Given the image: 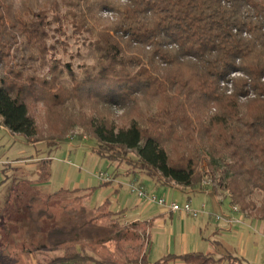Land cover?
<instances>
[{
	"label": "trees",
	"instance_id": "obj_1",
	"mask_svg": "<svg viewBox=\"0 0 264 264\" xmlns=\"http://www.w3.org/2000/svg\"><path fill=\"white\" fill-rule=\"evenodd\" d=\"M71 37L88 48L77 65L57 58ZM0 125L50 148L82 128L132 179L203 192L209 177L214 195L264 221V0H0ZM20 187L10 179L0 212V264L41 251L63 254L36 264H245L212 253L151 262L141 233L155 219L124 226V211L85 207L81 189L25 200ZM19 202L21 220L10 216Z\"/></svg>",
	"mask_w": 264,
	"mask_h": 264
},
{
	"label": "rangeland",
	"instance_id": "obj_2",
	"mask_svg": "<svg viewBox=\"0 0 264 264\" xmlns=\"http://www.w3.org/2000/svg\"><path fill=\"white\" fill-rule=\"evenodd\" d=\"M69 35H72V30H69ZM50 41V43L54 44V41ZM68 43L69 49H67L66 52H64L63 48L58 44L56 51L57 58L64 62H73L75 65L81 63L82 58L88 54L86 44L81 39L77 40V38L74 37H71ZM115 115H123V112L116 110ZM38 119L39 123H42L43 119ZM124 121L125 120L122 122ZM0 133V135H2L0 136V171H2L0 172V212L4 208L6 196L10 187V179L15 177L22 182V188L20 187L18 191L25 200L31 196H44L63 190L72 191L81 189L83 190L80 192L81 195L84 193L88 194L83 201L84 206L93 209L102 205L108 199L114 202L113 200L116 201L119 197L122 199L125 198L123 204L124 207L127 206L128 209H126V212L121 216L124 226H129L132 222H135L132 221L135 220V218L141 220L142 218H147L150 213H158L167 209V207H161L150 203L145 199L142 200V206L137 207L136 203L139 198L131 193L129 189L128 184L132 180V177L125 174L127 166L118 170L116 163L96 154L93 151L96 144L95 139L90 137L82 128H75L72 132L67 134L64 142L51 148L45 144H41L38 147L27 146V144L25 145V137L21 134H13L11 139L8 134L4 135L2 131H0ZM22 150H24L23 153H21ZM133 156L134 155H132V157ZM33 157L37 158L38 162L42 160L48 161L50 173L48 182L38 183V168L40 163L37 162L33 165L25 164L26 158ZM207 159L209 160V158ZM5 170L6 173L9 174V181L4 186L5 174L2 175V173H4ZM101 173L111 177L113 182L104 185L98 177ZM26 180L38 184L43 192L39 193L33 190L31 182L23 185V182H26ZM139 180L143 181L149 194L163 198L167 203L175 201L183 205L189 197L184 193H190V198L192 199L194 207L197 208L204 202L208 207L209 213L212 214L211 216L208 215L205 217V220L199 217L198 219L194 218L188 214H181L185 216L184 219H180L181 215L179 217V215L172 216L166 214L163 219H158L154 222V226L151 230L147 229L146 233H141L142 240H144L141 255L145 254L147 257L149 254L151 260L156 262L164 256L169 255V253H172V255H183L188 253L209 254V252H211L217 258L224 254H232L244 258L246 264H264V221L257 218L249 220L252 219L249 215L237 213L236 216L242 219L244 223L234 226L235 228L232 230L224 227L226 224L225 222H217L215 219L216 215H232V205L229 199H224V196L220 192L216 195L219 196V200L223 199L220 201V204L214 198H210L209 200L206 198V200H204V198L202 199L198 193H211L212 190L210 187L214 186V183L208 185L203 184L204 182L211 181L209 177H204L202 181V185L206 188L203 192L199 190L183 192L174 184V186L157 185L153 179L142 174H140ZM90 189L93 190L92 194L89 192ZM195 193L198 195H195ZM23 205V203L19 202L13 207V213L10 214L11 218L14 217L21 220L24 217L25 208H23ZM19 206L21 207L20 211L18 209ZM119 208L121 207L114 202L113 209L119 210ZM142 212L143 215H141ZM182 225H187V230L191 227V236L188 241L189 245L187 242L186 244L179 242ZM171 229L174 230L175 234L172 238V245L169 243V241H171ZM187 230L186 233L188 234ZM1 238L5 239L6 237L0 225V240ZM139 244H141V241L137 243V245ZM170 245L172 248L168 251ZM186 245L190 248V251L187 253L185 251ZM155 246L157 247V253L154 254L153 251ZM107 250L109 253H114V245L109 244ZM62 254V251H41L23 257L24 261L36 264L37 262L46 263ZM97 258L100 257L97 256ZM169 264L185 263L176 261Z\"/></svg>",
	"mask_w": 264,
	"mask_h": 264
},
{
	"label": "built area",
	"instance_id": "obj_3",
	"mask_svg": "<svg viewBox=\"0 0 264 264\" xmlns=\"http://www.w3.org/2000/svg\"><path fill=\"white\" fill-rule=\"evenodd\" d=\"M98 177L103 183L113 182V179L111 177L103 173L99 174ZM210 183H212V181L204 182L203 184L208 185ZM128 186H129L131 193L136 195L140 200L145 199V200H148L150 203L159 205L161 207H167L172 212L188 214L194 218H198L203 215H209V216L212 215L211 213H209L206 204H202L199 208H195L193 207L191 200L187 201L184 205H180L178 202H175V201H172L171 203H167L165 199L159 198L156 195L149 194L147 192L146 186L139 179H136V178L132 179L129 182ZM232 212H233L232 215H228V216L216 215L215 219L217 222H220V221L225 222L230 227L242 225L244 223L243 220L236 216L237 213H241L239 208L237 206H233Z\"/></svg>",
	"mask_w": 264,
	"mask_h": 264
},
{
	"label": "crops",
	"instance_id": "obj_4",
	"mask_svg": "<svg viewBox=\"0 0 264 264\" xmlns=\"http://www.w3.org/2000/svg\"><path fill=\"white\" fill-rule=\"evenodd\" d=\"M0 131H2V134H4V135H7L8 134V136H10V138L12 139V136H13V133H11L7 128H5L4 126H2V125H0ZM1 134V133H0ZM3 135V136H4ZM0 136H2V135H0ZM25 141H26V139H25ZM27 144V146L29 145V146H32V147H38L39 145H41V144H43V143H39V144H36V145H32V144H29V143H27V141L25 142V145ZM24 152V150H22L21 151V153H23ZM38 162V159L37 158H26L25 159V164H27V165H33V164H35V163H37ZM0 172H2V171H0ZM3 174H5L4 176V181L9 177V174H7L6 173V170L4 171V173H2V175ZM6 175H7V177H6ZM142 183H143V181H141ZM144 184V183H143ZM6 184H4V186H5ZM145 185V184H144ZM158 185V184H157ZM116 191H118V190H116ZM184 194H187L189 197H188V200L187 201H189V200H191L192 201V199L190 198V193H184ZM192 194V193H191ZM201 197H202V199L204 198V200H209L210 198H214V199H216V201L220 204V201H222V200H219L220 198H219V196H216V195H214L212 192L211 193H198ZM198 194H196L195 193V195H198ZM206 198V199H205ZM219 198V199H218ZM125 199V198H124ZM124 199H122L121 197H119L118 199H116V201L115 200H113L117 205H119L121 208H119V210H114L113 209V204H114V202H112L110 199H108V200H110L111 201V209L113 210V211H124V213L126 212V209H128V207L126 206V207H124V204H123V201L125 202V200ZM200 200H201V198H200ZM107 201V200H106ZM105 201V202H106ZM186 201V202H187ZM104 202V203H105ZM185 202V203H186ZM103 203V204H104ZM184 203V204H185ZM123 204V205H122ZM142 200H140V199H137V203H136V206L137 207H140V206H142ZM183 204V205H184ZM202 204H206V203H202ZM202 204H200L199 205V207L202 205ZM122 205V206H121ZM192 205H193V203H192ZM194 207V206H193ZM199 207H197V208H199ZM144 208V207H143ZM196 208V207H195ZM94 209V208H93ZM207 209H208V207H207ZM145 213V212H144ZM166 214H170V215H179V217H180V215H181V213H177V212H172V211H170L168 208L167 209H165V210H163V211H161V212H153V213H150V214H148L149 216H147V218H142L141 220L139 219V218H135V220H132V221H150V220H152V219H155V221L156 220H161V219H163L164 218V216L166 215ZM141 215H143V212L141 213ZM208 215H203V216H201V217H199V218H205V217H207ZM185 218V216H182L181 215V217H180V219H184ZM252 219H249V220H253V219H256V218H254V217H251ZM198 219V218H197ZM258 219V218H257ZM205 220V219H204ZM224 227L225 228H227V229H229V230H232L233 228H235V227H230V226H228L227 224H225L224 225ZM186 230H187V225H182V227H181V231H180V239H179V242L180 243H185L186 244V242H187V244L189 245V240H190V236H191V227H189L188 228V230H187V232H188V234L186 233ZM201 230V229H200ZM219 230H221V229H219ZM175 234H174V230H172L171 229V241H169V243L172 245V238H173V236H174ZM151 239H152V236H151ZM171 245H170V248H168V251H170V249L172 248L171 247ZM187 246V245H186ZM152 251H153V249H152ZM186 253L188 252V251H190V248H189V246H187L186 247ZM154 254L155 253H157V247L155 246V249H154ZM169 253V252H168ZM209 253H211V252H209ZM169 254H172V253H169ZM148 258H149V261H151V262H153L152 260H151V258L149 257V254H148ZM241 258V257H240ZM244 261H245V259L244 258H242ZM245 264H246V262H245Z\"/></svg>",
	"mask_w": 264,
	"mask_h": 264
}]
</instances>
